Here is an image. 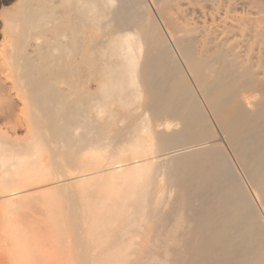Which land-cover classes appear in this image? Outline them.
I'll list each match as a JSON object with an SVG mask.
<instances>
[{"label":"bare ground","instance_id":"6f19581e","mask_svg":"<svg viewBox=\"0 0 264 264\" xmlns=\"http://www.w3.org/2000/svg\"><path fill=\"white\" fill-rule=\"evenodd\" d=\"M151 1L6 11L0 148L47 172L8 202L65 193L78 264H264V0Z\"/></svg>","mask_w":264,"mask_h":264},{"label":"rangeland","instance_id":"374dc122","mask_svg":"<svg viewBox=\"0 0 264 264\" xmlns=\"http://www.w3.org/2000/svg\"><path fill=\"white\" fill-rule=\"evenodd\" d=\"M150 1L151 0H148L149 5L156 14V7L153 2ZM15 3L16 0H0L1 23L5 21L6 11L11 10ZM2 9H4V11ZM91 73L92 72L90 71L89 76L87 74L85 75L86 77L84 76L86 79L88 77L87 80L84 78L85 80L83 81V87L86 92H95L99 87V79H91ZM21 98H19V108L21 109V112H18V120H21V125L23 123V131H20L19 135H21V137L19 136V138L22 141H27L36 137L35 140L39 141V138L34 135L35 129L32 126L33 122L30 119L31 116L29 113L30 105L29 103L26 104L25 100H21ZM20 103L23 104L22 107ZM24 104L27 107H25ZM90 120H92L95 124L97 123L98 125L96 126L99 128V114L91 115ZM29 122L32 123L29 124ZM145 123L147 124V121L143 123L144 130L142 129L141 131H143V137L147 140H143L144 143H147L149 146V137L146 135V128H144L146 127ZM24 125L27 128L24 127ZM7 127L6 123L0 122V133L6 132L7 129L5 128ZM26 131L28 133H26ZM81 133L83 135V131L78 130V134ZM27 134H33L34 136L32 137L31 135V139L30 137H27ZM86 136L87 135L84 134V138H81L84 139L86 143L78 145V147L81 146L79 148H99V145L91 146L90 144H87L90 141L92 142L94 140H98V138ZM143 137L142 139H144ZM216 142L217 144L228 148L225 139L222 135H220V133L217 136ZM38 143L34 144L35 148H37L36 145H38V147L39 145H43L44 148H46L44 143ZM147 145L143 144L142 146L145 148ZM126 148H132V146L127 145ZM19 153L20 148H0V264H78L79 259H77V255L79 250L74 246L75 243L73 242V233L71 232L69 223L70 217L68 212L66 213L67 209L64 207V201L67 198L65 197V193L59 191L61 192L59 193L60 196L61 194H64V201L59 199V197L57 198V190H54L53 192H48L49 195L47 193H39L35 196L33 195L32 197L29 196L19 198L15 196L14 201L8 202L9 196L13 191L22 192L35 189L34 186H28L36 183L37 179L41 178L42 173L43 176H46L45 173H47L37 170L35 167L31 171H25V168L24 170L21 169L23 162L21 163L18 158H15V156ZM72 166L73 164H71V167ZM73 168L75 169V167ZM242 176L247 184L248 182L245 176L243 174ZM67 178L69 179L70 177H63L62 179ZM93 183L91 185L99 186L98 181H94ZM86 184L87 186H91L90 183ZM86 184H81L80 187L82 186L81 188H83ZM80 187L76 186L77 189H80ZM248 188L252 191L250 185H248ZM97 252L99 253V250Z\"/></svg>","mask_w":264,"mask_h":264}]
</instances>
